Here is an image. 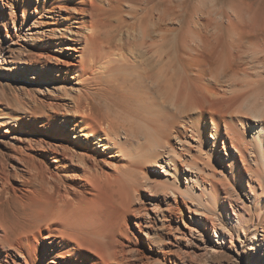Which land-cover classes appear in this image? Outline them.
Here are the masks:
<instances>
[{"label": "bare ground", "instance_id": "bare-ground-1", "mask_svg": "<svg viewBox=\"0 0 264 264\" xmlns=\"http://www.w3.org/2000/svg\"><path fill=\"white\" fill-rule=\"evenodd\" d=\"M174 1L0 0V62L12 51L3 68L43 94L0 121L15 146L0 162V264H189L237 232L243 248L264 245V99L243 92L264 58L250 73L239 52L255 35L247 46L264 53V17L240 0L228 24L195 12L177 28ZM126 6L144 14L112 26ZM143 234L167 245L130 261Z\"/></svg>", "mask_w": 264, "mask_h": 264}, {"label": "rangeland", "instance_id": "rangeland-1", "mask_svg": "<svg viewBox=\"0 0 264 264\" xmlns=\"http://www.w3.org/2000/svg\"><path fill=\"white\" fill-rule=\"evenodd\" d=\"M199 1L200 0H175L174 1L175 5H176L175 6V12L173 10V14H172L173 20H170L172 22V25L179 28L180 26L178 24H180V23L183 24L184 22L187 23L190 20L189 16H191L195 12L197 15L203 14L202 18L200 20V22H202V23L206 24L209 21L211 22V20H212L211 18L214 19L216 17L215 15H217V14L223 15L224 23H226L227 18L229 17V16L227 17V15L234 16V14L239 12L238 10L241 11L242 9H245L243 6H240L241 5L240 0H216V1L214 0L213 5H212L210 0H207L209 3L206 2L205 4H202V5L200 3V5H198L199 7L194 8L199 3ZM261 1L264 2V0H253L255 7L253 8L252 14L254 13V15H256L257 18H259V17L263 18L264 17V4L261 5ZM259 2H260V5H259ZM145 4H141L140 7H143ZM150 5H153V4H149L147 6L150 7ZM157 5H159V4L157 3ZM235 5H236V7H238V5H239V8L237 9L235 7ZM140 7H139V11H137V12L136 11L130 12V9L127 6L125 7V11H122V12H119L117 10H112L111 11L112 26H116L118 24L117 23L118 19L125 20L124 23H126V24L137 21L135 19V16L140 18L139 16L144 14L143 9ZM144 7H146V6H144ZM211 7L215 8V10L212 9ZM233 7L236 8V10H237V11L235 10L236 13L235 12L232 13L234 11ZM157 8H158V10H156V13L159 14V13H162L165 11L164 9L166 8V5H162V6L159 5V7L157 6ZM193 8L196 10H194ZM240 8H242V9H240ZM141 10H142V12H141ZM231 10H233V11L231 12ZM128 11L130 13H128ZM245 12H247L246 9H245ZM137 13H138V15H136ZM141 13H143V14H141ZM206 13H208V14L206 15ZM208 17L209 18L211 17V18L209 19ZM175 20H179L180 22L175 21ZM170 21H168L167 23H171ZM226 24H228V21ZM110 29H114V28H110ZM177 33H179V31L178 32L175 31L174 33H172L169 38H171V39L173 38L174 41L178 40V38L180 37L181 34L179 33V36L177 37V35H178ZM247 36H248L247 38H253V36L255 37V35H251V37H250V35H247ZM247 38L245 39V41H247V43L241 44V46H240L241 48L239 47L240 48V51H239L240 54L242 56H246L245 57L246 60L244 59V61L243 60L241 61V62H243L242 63L243 67L245 66L244 63L246 62L247 64L249 63L248 66H251L249 68L250 71L248 69V71L250 73H255L256 71L258 72L257 69L261 68V74L262 73L264 74V67L261 64L259 67V62H257L260 59L263 60L264 53L262 54L261 53L262 51L260 49H258L257 53L260 55L259 56L257 53L254 52V50H255L254 47H251V46L248 47L247 45H248L249 40ZM250 48L251 49L253 48L254 50H251ZM247 49H250V50H247ZM249 51L250 52L252 51V52L250 53ZM3 55H5V57H3V61L5 58V62H0V121L10 119L7 116L15 114L16 111L23 113V111H24L23 106L25 105L26 102L31 103L30 101H32L34 96L37 98H40L43 96V94H41L42 92H40V90L34 91V94L29 93V89H30L29 87L32 84V82H31L32 78L29 77L30 73H27V75L25 74L24 78H22L23 76L21 77L17 71L13 72V71H10L9 69L3 68L5 66L8 67L9 64L11 63L10 60L14 59V57L12 56L13 55L12 51L4 50ZM21 55H22L21 58L23 57L25 59H29V57H28V56H30L29 50L23 51ZM259 57H260V59H259ZM15 59H20V57H17ZM250 60H251V62H250ZM87 83L88 82H86V84ZM248 83L250 84V82H248ZM50 85H51V89H52V84L50 83ZM246 85L247 84H245V86H244V87H246V89H244L243 92H246V91L248 93H249V91L251 93L253 92L252 96L253 97L255 95H256V97H257V95L260 96V98H261L260 101L263 102L262 100L264 99V77L255 80L254 82H252L248 86H246ZM101 87L103 89L104 86H99L98 82L96 81V82L92 83V86H91L92 89L91 90H93V91L97 90L98 91V90H101ZM87 91H88V89L84 90L82 93H86ZM30 92H33V91H30ZM61 93L64 94V91ZM66 94H68L69 96L71 95L70 97H73V95H74V93H72V92H66ZM4 129H5V127H0V130L3 131ZM1 136H2V134H0V137ZM6 138L0 141V162H5V163L9 162L10 160L14 161V156L12 155V152H14V148H15V146L10 142V137H8L7 139ZM223 153H225L224 150H223ZM158 169L162 173L163 169L161 167L156 166V165H149L147 170H148L150 177H152V178L154 177V173L151 172V170H158ZM10 171H12L14 174V175L12 174L11 182L14 184L15 182L17 183L18 181H20V179H21V178H19L20 176H18V174H15V171H13L12 169ZM165 190H167V189H165ZM144 191L148 192V190H144ZM149 191H152V193L161 194V193H163L164 190H163V188H161V186L160 187L153 186L152 189L150 188ZM228 191H229L228 194L231 198H233L235 200L240 199V198H238L236 191L231 190V189H229ZM240 194H241V199H243V200L245 199L244 201L249 204L250 201L244 195V193L241 192ZM5 205L7 207H9L10 205L14 206L15 204L6 202ZM16 205H18V204H16ZM256 220H258V219H256ZM255 225L260 227V233L262 234V232H263L262 226H264V217L261 218V223L256 222ZM238 234L239 233L237 232L236 233V239H234L235 245L232 246L231 242L227 241V245L222 247V250L217 254L212 252L210 249L206 250L207 252L204 249H199L197 253L192 251L191 253H188L185 256V262H188L189 264H264V245L257 247V249H255V250H251L247 247L243 248L241 246L242 243L240 242V240H238L239 239ZM141 237H143V238H140V241H138V247L140 248V251L132 250L133 252L130 251V254L128 253L131 257H133L130 259V261H138L140 259L141 253L143 251L149 252L148 245L152 246L153 248L157 247L156 249L158 251H161V249H163V246L167 245L166 242L163 243L160 241L161 242L160 243L159 241H157V240L155 241L154 239L152 241L148 242V238L144 234ZM244 237H245L244 235L240 234V238H244ZM211 239H215L214 234L211 235ZM130 241H132V240H130ZM198 241L200 242L201 240L199 239ZM248 242H251V240H248ZM131 243H134V241H132ZM193 244L195 245L196 243H193ZM135 246H136V244H135ZM153 264H156V263H153Z\"/></svg>", "mask_w": 264, "mask_h": 264}]
</instances>
